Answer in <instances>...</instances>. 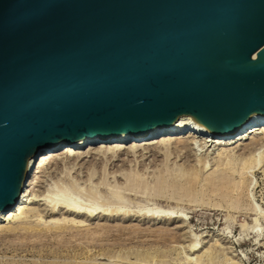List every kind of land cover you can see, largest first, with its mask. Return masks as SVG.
<instances>
[{
    "label": "water",
    "instance_id": "obj_1",
    "mask_svg": "<svg viewBox=\"0 0 264 264\" xmlns=\"http://www.w3.org/2000/svg\"><path fill=\"white\" fill-rule=\"evenodd\" d=\"M180 115L218 139L264 116V0H0V211L39 148Z\"/></svg>",
    "mask_w": 264,
    "mask_h": 264
},
{
    "label": "rangeland",
    "instance_id": "obj_2",
    "mask_svg": "<svg viewBox=\"0 0 264 264\" xmlns=\"http://www.w3.org/2000/svg\"><path fill=\"white\" fill-rule=\"evenodd\" d=\"M261 137L259 133L238 140L213 138L208 150L196 142L191 151L178 145L182 137L172 143L178 149L170 150L168 158L127 153L131 142L136 150L144 146L146 142L139 140L122 143L120 154L114 157L109 151L114 145L109 143L91 156L86 146L75 148L81 154L74 166L72 161L66 168L61 165L59 174L50 177L55 165L48 163L44 172L34 168L29 175V182L40 179V185L28 184L21 201L33 208L22 219L28 220L23 225L31 230L9 233L0 229V264H264V215L260 214L264 211V168L255 174L257 185L249 196L242 197L233 209L217 196L205 195L204 188L198 186L194 192L202 191L204 196L199 192L185 196L182 188V192L177 189L181 193L168 186L158 188L164 178L181 179L183 170L208 153L201 176L211 173V158L218 150L234 147L236 154L241 153ZM63 197L97 212L88 217L66 212L59 204L53 208ZM155 209H160L159 214L182 213L185 217H153ZM11 220L0 219V227L19 226L18 219ZM208 251H213L214 257H204Z\"/></svg>",
    "mask_w": 264,
    "mask_h": 264
},
{
    "label": "bare ground",
    "instance_id": "obj_3",
    "mask_svg": "<svg viewBox=\"0 0 264 264\" xmlns=\"http://www.w3.org/2000/svg\"><path fill=\"white\" fill-rule=\"evenodd\" d=\"M180 133H181V135H182V133H184L182 135L183 138L179 135ZM259 133L262 134L263 137L255 139L252 142V144L249 145L246 149H244V151H242L241 153L236 154L237 150H233L234 147H232V148L229 147L227 149L221 148L222 150H218L216 156L211 158V159H213V161H212L213 165H211L210 169L213 167H214V169H212L213 171L211 170L212 171L211 173L210 172L207 173L209 175L203 174L205 176V178H203L204 176H201V175L204 172L205 167L207 166L208 161L206 159H208V157L210 156L209 153L207 154V157L205 155H204V157L203 156L200 157L197 160L198 164H193L190 166V168L188 170L187 169L183 170L181 173V177H180L181 179L172 180V178L171 179L168 178V180H167V178H164L163 180L158 182V188L162 190V188L164 189L165 187L168 186V187L174 188L176 191L178 188H179V190L182 188L184 191H186V193L183 192L185 194V196L188 193V194H190L191 197H194V196H196V195H194L195 192H199V193H201L200 195H202V191H195L194 192V190L198 186L200 188H204L205 192L203 191V193H205V195L207 193H209V195L212 194L214 196H217L218 198H220L221 201H225L228 205H230L229 207L230 208L232 207V209L234 208V206L236 204L239 206V203H240V200L242 199V197H245L246 195L249 196L248 192L251 191V189H253L252 187H255V185H257L256 181H255L256 179L254 180L255 174L258 171H262L264 168V116L252 115L238 128L236 134L230 138V139L238 140V139H241L242 137H244L246 135L247 136L249 134L255 135V134H259ZM179 138L181 140L180 141L178 140L179 141L178 145L180 144L181 147H183L184 149H186L188 151H191L192 149L194 150L193 144L196 142L200 143L199 146L201 148L206 147V149H207V147L210 146V144H208V143L215 141V140H213V138H215V137L207 135V132L205 131V129H203L196 122H194L190 115H180L177 118V120L174 121L170 126L159 127V128L158 127H152L150 131H148L142 135H139V136H136V135L130 134V133H120L116 136L109 137V138L103 137L99 141L90 140V141L86 142L85 140H81V141H76L73 145H71L70 143H64L62 145V147H60L58 149L45 148V147L39 148L27 160L26 178H25V181L23 183V188L20 192V195L18 197L16 204L13 206V208L7 210L6 212L0 211V219L1 220H3V221L7 220V222H8L11 219H18V221L17 220H15V221L18 222L17 225H19V226H14V225L7 226L8 225L7 224L6 226H3V227L1 226L0 229L4 230L3 232L8 231L9 233H13V231L15 232L17 229L21 230V228H22V230H25V231H26V228L28 230H31L28 228L29 226L26 227L27 223H25V221H28V220L24 221L22 219L25 217V215H27L26 212L32 213L31 211L33 210V208L32 207L29 208L27 205L21 203V201H23V197L25 196L23 193L25 192V189L28 186V184L31 185L34 183V185H40V179L39 178H37L36 181H34V182L28 181V177L34 171V168L39 169L40 171H38V172H44V169H47L48 163H52L55 165V168L51 172L48 171L50 173H48V172L47 173L50 177H53V174H55V175L59 174L58 170L61 168L60 167L61 165H63V168H64L65 164H69L72 161L73 163L71 162V164L74 166V164H75L74 161L78 157H80V154H81V153L77 152L75 150V148H79L80 146H86L87 147L86 149L88 150L87 153H90V156H91V153L100 152L99 148L100 147L104 148L105 146H107L106 143H109V145H114V147H112V148L108 147L109 151H111L110 155L112 157H114L115 154H120V152L122 150V145L124 144V142H130V141H136V140L146 142V143L144 144V146L142 148L136 150L135 146L133 145L134 142H131L130 144H132V147L130 148V150L127 149L128 150L127 153L139 152V157H141V158L146 156L149 153H152V156H154V157L155 156L157 157V155H164L166 158H168L167 156H169V154L171 152L170 150L178 149V145L176 147H173L172 143L175 142V144H176V140ZM99 143H105V144H99ZM102 148H100V149H102ZM168 152H169V154L167 155ZM169 176H170V174H169ZM160 177H159V179H160ZM136 180H138V179L136 178ZM169 180H171V181H169ZM137 185H138V183H137ZM168 189H170V188H168ZM174 189H173V191H174ZM179 190L177 191L178 193L180 191L182 192V190H180V191ZM200 190H202V189H200ZM21 194H23L22 197H21ZM34 195L35 196H41V195H36V194H34ZM44 196H43V198H44ZM48 196H49V194L46 195L45 198H47ZM202 196H204V195H202ZM52 201H54V200H52ZM57 204H59V206L61 208L65 209V210L67 209L66 212L70 211L76 215H86L88 217L92 216L94 214V212L97 210V209L92 208V207L83 208L80 205H77L76 203L72 204V202H70L68 199H65V198L63 200H56L53 208H55V205H57ZM218 206H220V205H218ZM236 208L237 207H235V209ZM17 209H18V213H17ZM219 209H220V207H219ZM159 212H160V209H155L152 216L153 217H159V218L164 217L166 219L178 218L181 220L182 219L184 220V217H185L182 215V213L177 214L175 216L174 213H172V212L171 213H161V214H159ZM260 214H261V216L264 215V211L263 212L261 211ZM36 215H37V213H36ZM256 221L257 220H255V222ZM23 223H25L26 225H23ZM30 224H31V222H30ZM32 226H34V224ZM35 226H36V224H35ZM37 226H36V228H37ZM38 228H39V226H38ZM255 228L257 229V227H255ZM35 229H33V230L36 231ZM192 246H195V245H192ZM212 252L208 251L206 253V256H204V257H208L207 259H209V257H211V255L212 256L214 255ZM202 256L201 257L199 256V262H200V258H202ZM204 257H203V259H204ZM208 261H210V260H208Z\"/></svg>",
    "mask_w": 264,
    "mask_h": 264
}]
</instances>
